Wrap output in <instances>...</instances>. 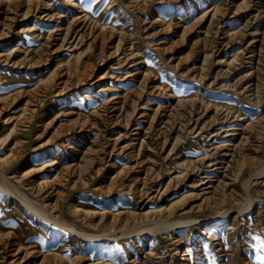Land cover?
<instances>
[{"label": "rangeland", "instance_id": "obj_1", "mask_svg": "<svg viewBox=\"0 0 264 264\" xmlns=\"http://www.w3.org/2000/svg\"><path fill=\"white\" fill-rule=\"evenodd\" d=\"M263 166L264 0H0V264H264Z\"/></svg>", "mask_w": 264, "mask_h": 264}, {"label": "bare ground", "instance_id": "obj_2", "mask_svg": "<svg viewBox=\"0 0 264 264\" xmlns=\"http://www.w3.org/2000/svg\"><path fill=\"white\" fill-rule=\"evenodd\" d=\"M141 1V0H140ZM143 1V0H142ZM29 3V2H28ZM160 3V2H159ZM220 10V9H219ZM215 12H216V5H215V2H211L210 4H209V6L206 8V10H205V12L203 13V17L204 16H213L214 17V14H215ZM218 12H220V11H218L217 10V14H218ZM218 17V16H217ZM200 18H202V17H200ZM212 18V17H211ZM216 18V17H215ZM214 18V19H215ZM217 19V18H216ZM210 20V19H209ZM219 20H220V18H219ZM27 31H28V29H27ZM29 32V31H28ZM45 43V42H44ZM249 57V56H248ZM255 58V57H254ZM87 59V58H86ZM88 60V59H87ZM249 60V59H248ZM253 60V59H252ZM252 62V61H251ZM250 64V63H249ZM90 71H91V69H90ZM85 74V73H84ZM87 74V73H86ZM85 74V75H86ZM88 75V74H87ZM82 77V76H81ZM83 77H85V76H83ZM87 77V76H86ZM71 78V77H70ZM77 79H78V77H77ZM97 79V78H96ZM79 81H80V79H79ZM86 97H87V95H86ZM89 99V98H88ZM104 99V98H103ZM264 167V166H263ZM72 172V171H71ZM263 172V171H262ZM1 173V172H0ZM1 174H3V173H1ZM3 176V175H2ZM3 177H5V176H3ZM6 179V178H5ZM7 181V180H6ZM121 182V181H120ZM0 187H1V185H0ZM2 188V187H1ZM14 188V187H13ZM246 188V187H245ZM13 190H15V189H13ZM4 191H6V189H4ZM18 196V195H17ZM18 197H20V199L23 201V203L28 207V208H30L32 211H33V213H37V214H39L40 216H43L44 218H48V219H51L52 220V218H50L48 215H46L45 214V212L43 213V210H42V212H41V210H39V208H37L30 200H29V198L27 199L26 198V196L24 195V194H20L19 193V196ZM203 201V200H202ZM37 205V204H36ZM251 206V205H250ZM248 207V201H247V203H245V205H243V210L245 209V208H247ZM241 208V207H240ZM221 211H223L222 209H221ZM226 211V210H225ZM238 213V212H237ZM242 214V213H241ZM43 218V219H44ZM168 220V219H167ZM53 221H56V220H53ZM191 221H193V220H191ZM188 222V221H187ZM163 223L164 222H159V223H157V227H162L163 226ZM60 225V224H59ZM150 226H151V224H149ZM62 226V225H61ZM155 226V225H154ZM59 227V226H58ZM63 227V226H62ZM64 227H66V226H64ZM70 227V226H69ZM147 227V226H146ZM71 228V227H70ZM139 229V228H138ZM153 229H154V227H153ZM137 230V229H136ZM149 230H151L152 231V229H147V231H149ZM143 231H146L145 229H143ZM125 232H126V230H125ZM128 233H130V232H128ZM150 233V232H149ZM122 234H124L123 232H122ZM144 235V234H143ZM94 237V235L92 236V238ZM98 237V236H97ZM146 239V238H145ZM148 254V253H147Z\"/></svg>", "mask_w": 264, "mask_h": 264}, {"label": "snow or ice", "instance_id": "obj_3", "mask_svg": "<svg viewBox=\"0 0 264 264\" xmlns=\"http://www.w3.org/2000/svg\"><path fill=\"white\" fill-rule=\"evenodd\" d=\"M89 11H91V9H89ZM260 248H261L262 250H264V243L260 244ZM258 259L261 260V261H264V255L258 257Z\"/></svg>", "mask_w": 264, "mask_h": 264}]
</instances>
